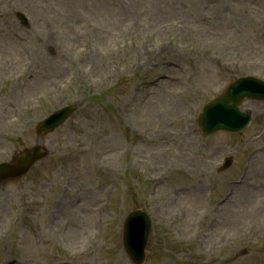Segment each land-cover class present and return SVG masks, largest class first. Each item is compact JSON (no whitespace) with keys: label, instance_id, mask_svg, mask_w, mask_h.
Returning <instances> with one entry per match:
<instances>
[{"label":"rangeland","instance_id":"374dc122","mask_svg":"<svg viewBox=\"0 0 264 264\" xmlns=\"http://www.w3.org/2000/svg\"><path fill=\"white\" fill-rule=\"evenodd\" d=\"M243 74L264 79V0H0V162L49 150L0 183V264H132L120 233L134 206L153 220L144 264H264V102H243L253 122L235 135L196 124Z\"/></svg>","mask_w":264,"mask_h":264},{"label":"water","instance_id":"95a60500","mask_svg":"<svg viewBox=\"0 0 264 264\" xmlns=\"http://www.w3.org/2000/svg\"><path fill=\"white\" fill-rule=\"evenodd\" d=\"M250 82H253V81L250 80ZM237 85L231 87L225 95L218 98L215 101L216 102L215 105H209L206 109H204V111L209 109L206 115L204 113L200 115L199 125L205 135L210 134L219 128H226L228 131H232V132H235L238 129L235 126L228 125V124L223 125L222 123H217L209 127L207 125V121H209V124L211 123V119L215 118L214 113L216 110L223 108L225 110L233 109L237 111L238 104L241 98H243L245 95H248L250 97H254L257 99H264V95L258 94V92L247 93L245 91H240V90H244L245 88H249L248 85L241 84L238 87ZM231 94H233V97ZM73 108L74 107L70 106V107L63 109L59 114L55 116L56 119H54L52 122H49V123L43 122L39 126V128L42 129L44 132L52 130L55 126L60 124L65 119V117L70 113V111L73 110ZM247 115H249L248 112H247ZM230 119L234 121V116L232 113L230 114ZM236 123H238V121H235L233 124H236ZM44 154H45V151L43 150V148L36 147L33 153H24L19 156V162L17 164V167H9V166L2 165L0 166V170L2 171V173H7L8 175H17L23 172L24 170H26V168L33 162L35 158L39 156H43ZM144 220L145 221L148 220L147 216L145 218L143 211L136 209V210L131 211L126 216L124 227H123V244H124L125 250L129 254V256L134 260V262H136L137 264L142 263L144 260V256L142 254L143 251L141 254H138V252L136 251L138 249L136 246V241L132 237V234L129 228L131 224L133 223V221H136L137 225H139V223ZM143 228H144V231L139 236L141 238V243L139 244V246L141 247L142 250L146 247V243H147L148 235L150 231V227H148L146 223H144Z\"/></svg>","mask_w":264,"mask_h":264},{"label":"bare ground","instance_id":"6f19581e","mask_svg":"<svg viewBox=\"0 0 264 264\" xmlns=\"http://www.w3.org/2000/svg\"><path fill=\"white\" fill-rule=\"evenodd\" d=\"M33 79H34V80H33ZM35 80H37V78H34V77H33V78L31 79V81H30V83H31V87H32L33 84H35ZM166 80H167V79H165V80H163V81H166ZM161 81H162V80H161ZM159 82H160V81H159ZM263 164H264V163H263ZM262 166H263V165H260V168H259V167H258V168L261 170V169H263ZM246 197H247V194H246V195H244V194L241 195L240 198H239V202H240V203L244 202Z\"/></svg>","mask_w":264,"mask_h":264}]
</instances>
